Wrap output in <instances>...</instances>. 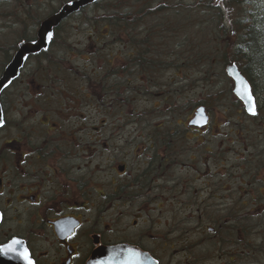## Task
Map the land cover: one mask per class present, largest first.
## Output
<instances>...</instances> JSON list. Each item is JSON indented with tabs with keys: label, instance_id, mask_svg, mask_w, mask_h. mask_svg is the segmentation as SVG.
<instances>
[{
	"label": "rangeland",
	"instance_id": "obj_1",
	"mask_svg": "<svg viewBox=\"0 0 264 264\" xmlns=\"http://www.w3.org/2000/svg\"><path fill=\"white\" fill-rule=\"evenodd\" d=\"M67 1L69 0H0V75L5 67L3 63L6 56L11 58L20 41L19 37H35L40 22ZM116 1L102 0L97 9L101 12L103 6L111 8ZM132 1L123 0L124 3L134 5ZM181 2L184 6L190 4L189 0ZM263 2L264 0H252L248 10H254L258 3L263 6ZM201 8L202 6L198 8L199 12L196 14L188 12L175 17L168 12L155 20H146L143 26L154 23L159 24L160 28L143 31L136 29L134 36L130 38L127 33L119 32V29L108 30V26L102 24L99 30L92 32L86 15L88 18L94 13L96 16L100 15L93 6L69 17L60 26L55 42L49 48V55L46 57L50 60L43 57L29 59L19 79L3 92L2 102L8 128L0 133V140L9 138V124L13 115L12 94L20 93V98H23L27 92H34L32 88L35 86L30 85V78L45 76L39 68L45 67L47 61L70 60L76 72L85 78L94 77L96 72L98 76L106 78L104 88H115L118 85L119 91L118 94L109 91L108 110L100 109L91 116V122H85L86 125L97 124V139L104 140L114 133L115 142L144 141L152 134L160 132L163 139L168 140L171 133V139L176 141L178 167L171 175L173 180H177V190L171 191V196L168 191H163L160 214L162 241L167 246V254L162 264H264L262 259L248 256L255 240L253 236L243 238V242H249L247 246L246 243L243 245L245 256H234L237 261H232L229 254L236 250L235 241L240 237H237L238 233L235 235L231 231L230 236H226V229L232 226L226 221V217L235 214L233 205L237 206L236 214L244 217L251 228L258 229L264 224V71L260 70L253 78V91L260 107L258 114L254 117L246 115L237 102V142L232 141L235 135L229 131L234 129L230 126L235 119L232 110H228V105L232 102V83L225 74V65L218 64L214 69L210 64L202 67L206 64L207 53L202 55L204 58L201 62L205 63L198 64L197 68L192 63H187L188 68L182 70L173 65L181 63L178 60L186 52L185 43L192 45L196 32L194 26L206 20ZM242 16H253L259 20L260 47H257V56L264 59V16L256 13ZM142 32L144 35L137 37ZM206 38L208 39L207 36ZM140 40L150 44L147 45L150 53L145 60L151 63H146V71H153L155 68L157 70L156 76L149 81L146 77L141 81L136 64L130 69V76L121 72L124 54L132 50L126 45ZM236 46L233 45L231 49ZM217 47V50L223 48ZM107 60L112 62L109 70L105 63ZM95 63L98 67H94ZM251 69L253 70V66ZM116 70L118 71L113 74L112 71ZM175 72L177 77L172 86L177 92L169 106V92L166 90L169 89L170 79ZM127 77L130 78V90L120 93L121 82ZM36 82L39 85L44 84L39 80ZM85 86V81L82 80V89ZM98 87H101L99 83ZM208 95L213 96L207 99ZM205 97L211 114L210 124L215 132L192 139L193 135L185 133L183 125L186 124L187 113L193 103ZM223 116L227 118L229 126L224 125ZM97 150L99 153L96 162L106 165L109 150L106 151L103 147ZM129 156L132 157L131 154ZM133 159L134 157L131 158ZM183 162L187 167L180 168L179 164ZM167 183L163 181V185L171 187V183ZM242 211L248 214V218ZM212 228L215 231L210 233L209 229Z\"/></svg>",
	"mask_w": 264,
	"mask_h": 264
},
{
	"label": "flooded vegetation",
	"instance_id": "obj_2",
	"mask_svg": "<svg viewBox=\"0 0 264 264\" xmlns=\"http://www.w3.org/2000/svg\"><path fill=\"white\" fill-rule=\"evenodd\" d=\"M71 63L46 62L45 76L30 78L34 92H27L23 98L20 93L12 94L9 138L0 140V258H6L0 264H28V260L32 264H87L98 249L121 245L162 264L167 246L162 241L160 214L163 191L171 196L170 192L177 190V180L171 175L178 167L176 141L171 133L168 140L163 139L160 132L144 141L115 142L114 133L97 139V124L85 122H91V116L100 109L108 110L107 95L109 91L118 94V85L104 88L105 77L96 72L94 77H81ZM122 63L121 72L130 76L132 63ZM94 67H98L96 63ZM156 73V68L146 71V66L138 63L141 81L145 77L149 81ZM176 77L177 72L166 90L169 106L177 92L172 86ZM227 79L232 83L228 110L235 119L229 132L235 135L231 140L237 142V102L244 108L232 92V79ZM82 80L86 84L83 89ZM129 81L127 77L121 82L120 93L129 92ZM142 89L145 92V87ZM252 93L257 115L260 107ZM206 101L205 97L193 103L187 113L183 126L192 139L215 132ZM0 106L1 133L7 127L2 95ZM199 107L205 108L207 124H189ZM223 120L229 126L227 118L223 116ZM102 147L109 150L106 165L96 162L97 148ZM179 166L187 167L185 162ZM232 209L237 213L236 205ZM214 231L209 229L210 233ZM232 254L237 256V251Z\"/></svg>",
	"mask_w": 264,
	"mask_h": 264
},
{
	"label": "trees",
	"instance_id": "obj_3",
	"mask_svg": "<svg viewBox=\"0 0 264 264\" xmlns=\"http://www.w3.org/2000/svg\"><path fill=\"white\" fill-rule=\"evenodd\" d=\"M101 1L102 0L96 2L92 6L97 9ZM132 2L134 5H130L126 2L124 3L123 0H117L111 8L103 6L104 9L101 12L97 9L96 12L98 11L100 15L96 16V13H94L90 18L86 15L92 32L93 30H99L102 24L107 25L108 30L111 28L116 30L119 29V32L127 33V37L130 38L134 36L137 31L136 29H138V31H143L146 29L151 30L160 28L159 24L157 25L154 23L151 25L148 24L146 27L143 26L146 20H155L160 15H166L168 12H171V15L175 17L183 16V14L186 15L188 12L196 14L199 12L198 8L202 6L200 10L206 16V20L194 26L196 32L192 40V45L189 42L185 43L186 52L184 56L186 57L183 56L184 60L183 57L179 58L178 63H181L177 66L173 64L174 67L182 70L188 68L187 63H192V66L196 64L195 68H197L198 64L201 65L206 62L202 67L210 64L214 69L218 64L226 65L228 63H233L248 80L252 92H254L253 78L260 70L264 71V59H260L261 57L257 56L259 55L257 47L260 45V35H258L260 26L258 23L259 20L254 19L253 16L249 18L242 16V14L256 13L258 16H264V5L261 6L260 3H258L254 10H248V6L252 4V0H218V2L215 0H189L190 4L185 6L181 0H133ZM59 28L60 26L55 30L50 47L55 42ZM156 34L158 33L156 32ZM142 35H144V32L141 34L138 33L137 37H141ZM33 38L34 37L24 35L19 37L20 41H29ZM147 45L150 44L142 40L134 41L132 45H126L131 47L132 50L124 54V61L122 62L130 61L132 66L136 64L137 67L140 62L145 66L146 63H151L145 60L150 53V48ZM233 45L237 46L231 49ZM217 46H222L223 48L217 50ZM14 48L15 46L11 48V50ZM204 53H207L208 57L205 62H201L204 58L202 56ZM7 54L8 53H6V55ZM188 54H190V56ZM47 55H49V49L43 52L41 56H36V58L43 57L46 60H50L46 57ZM9 57V55L6 56V61L3 63V66L6 65ZM47 62L50 63V61ZM105 63L107 64V70H109L111 68L109 65H112V62L107 60ZM252 66L253 70L251 69ZM161 67L164 68L165 66L163 65ZM39 69L44 72L47 67L45 66ZM225 92H227V90H225ZM212 96L213 95H208L207 99ZM242 214H246L245 211H242ZM237 216L238 215L235 213L226 217V221L232 224L231 227L229 226L228 229H226V236H230L231 231L235 235L238 233L239 236L237 237H240L235 241V244H237V258L244 257L246 254L243 245L246 243L247 246L249 242H243V238L246 236H249V238L253 236L255 240L251 244L248 256H252L253 254V256L264 259V257L260 256V254L264 253V224L258 229L254 227H252V229L246 224V219L244 217ZM246 217L248 218V214H246ZM228 222L225 223L227 224ZM240 231H242V234ZM236 251L231 252L233 253L232 255H234ZM231 257L234 258V256Z\"/></svg>",
	"mask_w": 264,
	"mask_h": 264
},
{
	"label": "water",
	"instance_id": "obj_4",
	"mask_svg": "<svg viewBox=\"0 0 264 264\" xmlns=\"http://www.w3.org/2000/svg\"><path fill=\"white\" fill-rule=\"evenodd\" d=\"M99 0H71L64 3L56 12L52 13L38 26L34 40L22 41L17 45V49L11 60L4 67L0 75V95L16 80L29 56L37 55L48 49L53 38L54 30L71 15L78 13L81 9L92 5ZM51 37V38H49ZM226 75L233 81V94L243 104L244 111L249 116L256 114L255 100L252 95L249 83L238 71L234 64L225 67ZM251 96V100L249 99ZM254 108L255 114L249 111ZM0 127L3 124V113L0 106ZM208 122V116L204 107H199L189 124L194 126H204ZM1 261L6 258L2 256ZM87 264H156L147 255L128 246L104 247L93 253Z\"/></svg>",
	"mask_w": 264,
	"mask_h": 264
},
{
	"label": "snow or ice",
	"instance_id": "obj_5",
	"mask_svg": "<svg viewBox=\"0 0 264 264\" xmlns=\"http://www.w3.org/2000/svg\"><path fill=\"white\" fill-rule=\"evenodd\" d=\"M49 38H51V37H49ZM249 99L251 100V96H249ZM249 111L252 112L253 115L255 114L254 108H250ZM0 123H2V121H0ZM14 243H19V241H14ZM9 250H11V248ZM0 251H2V250H0ZM24 258L28 259L26 252L24 254ZM28 264H32L31 260H28Z\"/></svg>",
	"mask_w": 264,
	"mask_h": 264
},
{
	"label": "bare ground",
	"instance_id": "obj_6",
	"mask_svg": "<svg viewBox=\"0 0 264 264\" xmlns=\"http://www.w3.org/2000/svg\"><path fill=\"white\" fill-rule=\"evenodd\" d=\"M20 42H22V41H20ZM20 42H18L17 45H18ZM17 45H16V48H15V51H16V49H17ZM15 51H14V53H15ZM14 53H13V55H14ZM13 55H12V56H13ZM12 56H11V58H12ZM34 56H36V55L29 56L27 60H29L31 57H34ZM11 58L9 59V61L11 60ZM27 60H26V61H27ZM9 61H8V62H9ZM8 62H7V63H8ZM5 90H6V89H5ZM5 90H4V91H5ZM4 91H3V92H4ZM3 92L1 93V95L3 94Z\"/></svg>",
	"mask_w": 264,
	"mask_h": 264
}]
</instances>
